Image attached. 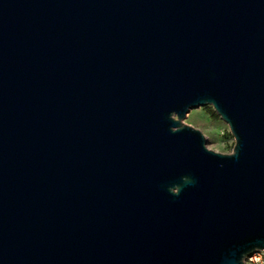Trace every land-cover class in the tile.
I'll return each mask as SVG.
<instances>
[{
  "label": "water",
  "instance_id": "1",
  "mask_svg": "<svg viewBox=\"0 0 264 264\" xmlns=\"http://www.w3.org/2000/svg\"><path fill=\"white\" fill-rule=\"evenodd\" d=\"M202 105L229 153L182 122ZM258 250L264 0H0V264Z\"/></svg>",
  "mask_w": 264,
  "mask_h": 264
},
{
  "label": "rangeland",
  "instance_id": "2",
  "mask_svg": "<svg viewBox=\"0 0 264 264\" xmlns=\"http://www.w3.org/2000/svg\"><path fill=\"white\" fill-rule=\"evenodd\" d=\"M182 122L197 128L205 139L208 149L220 153H229L233 145L227 124L213 111L210 105H202L189 109Z\"/></svg>",
  "mask_w": 264,
  "mask_h": 264
},
{
  "label": "built area",
  "instance_id": "3",
  "mask_svg": "<svg viewBox=\"0 0 264 264\" xmlns=\"http://www.w3.org/2000/svg\"><path fill=\"white\" fill-rule=\"evenodd\" d=\"M243 264H264V250L252 252L245 258Z\"/></svg>",
  "mask_w": 264,
  "mask_h": 264
}]
</instances>
